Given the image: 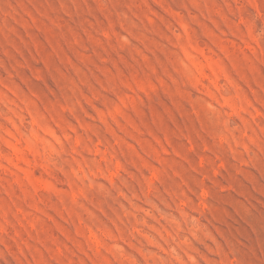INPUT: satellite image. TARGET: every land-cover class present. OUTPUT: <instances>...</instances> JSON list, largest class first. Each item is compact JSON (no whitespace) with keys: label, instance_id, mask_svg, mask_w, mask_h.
Instances as JSON below:
<instances>
[{"label":"rangeland","instance_id":"1","mask_svg":"<svg viewBox=\"0 0 264 264\" xmlns=\"http://www.w3.org/2000/svg\"><path fill=\"white\" fill-rule=\"evenodd\" d=\"M0 264H264V0H0Z\"/></svg>","mask_w":264,"mask_h":264}]
</instances>
